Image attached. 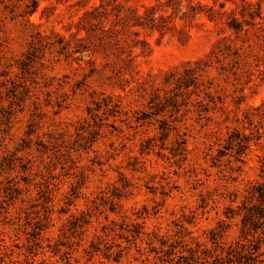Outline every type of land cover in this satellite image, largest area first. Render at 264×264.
<instances>
[{
  "label": "rangeland",
  "instance_id": "374dc122",
  "mask_svg": "<svg viewBox=\"0 0 264 264\" xmlns=\"http://www.w3.org/2000/svg\"><path fill=\"white\" fill-rule=\"evenodd\" d=\"M263 153L264 0H0V264H264Z\"/></svg>",
  "mask_w": 264,
  "mask_h": 264
},
{
  "label": "trees",
  "instance_id": "16d2710c",
  "mask_svg": "<svg viewBox=\"0 0 264 264\" xmlns=\"http://www.w3.org/2000/svg\"><path fill=\"white\" fill-rule=\"evenodd\" d=\"M192 72L191 69H184V74H190ZM178 85H185V87L189 86L187 82L183 81V79L178 80ZM250 140L246 138H233V135L228 137V141L225 147V150H235V155L239 161H242L240 158L245 154V151L249 148ZM260 181L251 186L248 196L245 201L242 203L239 208V213L241 214V233L244 236L250 235L252 232L260 231V235H258L251 243H256L260 241H264V153L260 160ZM249 246L248 244H244L240 246V250H233L228 248L226 251V258L217 257L215 260L218 264H231L232 258H242V252L244 251V247ZM254 247L248 249L247 259L250 261L249 264H259L260 262L257 260L258 256L254 255ZM239 263L241 261H238ZM246 264V262H245Z\"/></svg>",
  "mask_w": 264,
  "mask_h": 264
}]
</instances>
